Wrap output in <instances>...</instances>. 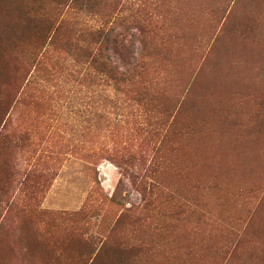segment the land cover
I'll return each instance as SVG.
<instances>
[{
  "label": "rangeland",
  "instance_id": "1",
  "mask_svg": "<svg viewBox=\"0 0 264 264\" xmlns=\"http://www.w3.org/2000/svg\"><path fill=\"white\" fill-rule=\"evenodd\" d=\"M0 264H264V0H0Z\"/></svg>",
  "mask_w": 264,
  "mask_h": 264
},
{
  "label": "trees",
  "instance_id": "2",
  "mask_svg": "<svg viewBox=\"0 0 264 264\" xmlns=\"http://www.w3.org/2000/svg\"><path fill=\"white\" fill-rule=\"evenodd\" d=\"M108 23L109 21L101 22V24H99L96 28H91L89 26L88 31L92 36L96 37L97 40H99L100 37H102L103 38L102 42H107V41L117 42L119 34L114 33L112 27L108 28L107 27ZM125 35H126L125 37H128L129 34L126 33ZM130 36L131 35H129V37ZM127 42H129V44H127V49H129L131 48V40L130 39L128 40L127 38ZM138 62H139V58L136 56L135 53H133L127 59V63L129 64V66L126 69H124L123 71H119L117 69L116 71H114L115 69H111L112 73L114 72V73H118V75L121 74L129 77L131 76V72L133 71V68H131L130 65L136 64Z\"/></svg>",
  "mask_w": 264,
  "mask_h": 264
}]
</instances>
